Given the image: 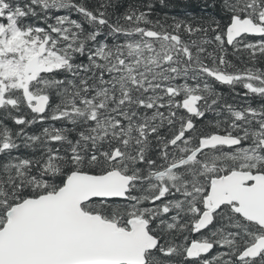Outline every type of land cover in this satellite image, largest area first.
<instances>
[{"label": "snow or ice", "instance_id": "obj_1", "mask_svg": "<svg viewBox=\"0 0 264 264\" xmlns=\"http://www.w3.org/2000/svg\"><path fill=\"white\" fill-rule=\"evenodd\" d=\"M156 2L0 0V264H264V0Z\"/></svg>", "mask_w": 264, "mask_h": 264}, {"label": "trees", "instance_id": "obj_2", "mask_svg": "<svg viewBox=\"0 0 264 264\" xmlns=\"http://www.w3.org/2000/svg\"><path fill=\"white\" fill-rule=\"evenodd\" d=\"M130 2L134 4H140L146 2V0H130ZM214 3L215 0H165V6L162 7L158 2H156L153 19L157 17L163 18L165 15H167L169 17L168 23H172L171 17H176L177 19H182L192 22L193 24H197L202 21L209 20L216 15L217 10L212 7ZM122 10L123 9H121V11ZM184 38L188 39L186 35ZM229 52L231 53L230 48ZM228 59L232 60V62L236 64L238 68L242 69L244 67V65L236 60L233 56L229 55ZM259 66L264 67V64ZM233 70L234 69H229V71ZM216 87L219 91L223 92L225 97L231 102H237L232 101V95L234 94L230 92V89L227 85L217 84ZM236 91L243 93L245 90L237 85ZM237 100H239V98H237ZM251 102L253 107L261 103V101L258 99H253ZM240 103H242V101Z\"/></svg>", "mask_w": 264, "mask_h": 264}]
</instances>
